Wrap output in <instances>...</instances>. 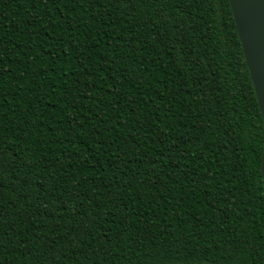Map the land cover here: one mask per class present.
<instances>
[{
    "label": "trees",
    "instance_id": "obj_1",
    "mask_svg": "<svg viewBox=\"0 0 264 264\" xmlns=\"http://www.w3.org/2000/svg\"><path fill=\"white\" fill-rule=\"evenodd\" d=\"M263 150L229 0H0V264H264Z\"/></svg>",
    "mask_w": 264,
    "mask_h": 264
},
{
    "label": "water",
    "instance_id": "obj_2",
    "mask_svg": "<svg viewBox=\"0 0 264 264\" xmlns=\"http://www.w3.org/2000/svg\"><path fill=\"white\" fill-rule=\"evenodd\" d=\"M264 123V0H229ZM261 173L264 185V150Z\"/></svg>",
    "mask_w": 264,
    "mask_h": 264
}]
</instances>
